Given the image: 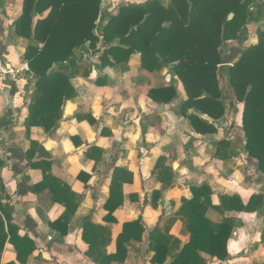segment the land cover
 <instances>
[{
	"label": "crops",
	"instance_id": "0c3cea01",
	"mask_svg": "<svg viewBox=\"0 0 264 264\" xmlns=\"http://www.w3.org/2000/svg\"><path fill=\"white\" fill-rule=\"evenodd\" d=\"M21 2L0 0V52L4 61L19 70L8 79L6 92L0 94V181L4 188L0 198L4 208L11 211L19 235L27 236L35 244V252L26 264H153L154 253L148 247L154 229L159 230L168 247V264L190 236L179 213L182 200L192 199L191 188L201 186H208L211 191L206 218L214 224L230 218L233 230L227 243V260L221 262L204 253L200 256L208 264H264V205L252 213L213 209L220 206L224 196H236L244 205L253 195L264 196V175L258 182H249L250 175L243 176L244 169L250 167L255 175L259 173L255 162L239 148L243 143L241 127H237L241 124L242 105L235 111V105L224 93L222 102L228 103H224L225 115L218 121L189 109L186 115H197L213 123L216 129L214 134L199 135L180 113L186 95L171 66L148 73L141 68L140 55L135 54L125 67L96 69L100 65L99 54L80 48L73 53L80 63V74L70 80L77 96L65 103L58 128L51 134L39 127L27 132L24 120L35 80L29 71H20L28 41L13 33L12 24L20 14ZM249 40L248 45L252 46L258 38L253 36ZM232 43L236 44L231 41L223 45L224 55L229 54L228 45ZM226 62L229 61L224 59L218 71L223 82V68L232 65ZM169 85L176 87L179 96L171 105L155 104L145 96L146 89ZM147 116L160 118V130L151 129L143 136L140 122ZM92 119L94 123L90 122ZM236 132L237 138L231 139ZM223 140L228 141V149L217 145ZM93 146L100 152L92 150ZM222 148L227 159L220 157ZM29 150L34 152L30 161L26 155ZM114 151H118L117 156H112ZM159 159L174 178L170 187L156 180L161 172V168L155 169ZM31 163L36 164L35 169L30 167ZM116 167L130 172L133 180L122 187V205L112 215L116 222L108 223L103 205ZM80 172L89 175L86 188L77 179ZM44 176L63 182L79 196V206L65 236L49 226L63 214L64 208L52 200L48 188L35 190ZM139 217L145 229L141 241L129 242L123 262L108 263V256L116 252V238L123 224ZM85 221L105 229L104 240L109 237V243L98 247L91 256L81 236ZM15 260V251L7 244L1 262Z\"/></svg>",
	"mask_w": 264,
	"mask_h": 264
},
{
	"label": "trees",
	"instance_id": "16d2710c",
	"mask_svg": "<svg viewBox=\"0 0 264 264\" xmlns=\"http://www.w3.org/2000/svg\"><path fill=\"white\" fill-rule=\"evenodd\" d=\"M100 4V0H22L20 14L12 27L15 36L28 41L23 60L35 80L24 120L26 131L39 127L51 134L58 128L65 103L77 96L70 84V80L80 74V63L73 56L74 50L86 48L99 54L100 65L96 69L125 67L135 54L140 55L141 68L148 73L171 66L186 95L180 113L185 115L195 133L202 136L216 133L213 123L194 114L186 115V112L194 109L212 121L224 117L222 101L225 97L218 75L224 61L222 47L231 41H241L246 26L263 17L264 0H147L139 5L121 6L115 15L108 17L101 33L96 30L101 16ZM250 8L255 10L250 11ZM256 34L257 43L240 50L237 58L229 59L226 63L232 62V65L223 68V72L231 96L242 105L244 150L255 162L256 171L264 175V27ZM99 43L103 45L102 51L97 48ZM145 96L161 105H171L179 99L174 85L146 89ZM90 122L94 123V120ZM159 125L160 118L143 117L141 134L145 136L151 129L158 130ZM217 145L229 147L224 140ZM91 149L100 152L94 146ZM225 153L223 149L221 159H227ZM26 155L30 161L34 152L29 150ZM160 160L155 165V169L161 168L156 180L170 187L174 178ZM30 167L35 169L36 164L31 163ZM77 179L87 187L89 175L80 172ZM132 180V174L127 170L118 167L112 170L109 195L103 205L107 212L106 222H116L112 215L122 205V187L131 184ZM44 188H48L52 200L64 208L63 214L49 226L65 236L79 206V196L51 176H44L35 190ZM0 191L4 192L1 181ZM191 192L192 199H183L179 210L189 240L168 264H208L201 253L223 262L228 258L227 243L233 221L224 218L221 223L214 224L206 218L211 196L208 186L192 187ZM1 199L0 264H3L7 244L15 251V261L26 264L35 252V244L27 236L19 235V227L13 223L11 211L4 208ZM263 205L262 194L251 196L246 205L236 196H224L220 206H213V209L252 213ZM141 221L139 217L123 224L116 238V252L108 256V263L123 262L129 242L141 241L145 232ZM81 230L82 239L89 246V256L109 243L108 236L103 239L105 229L89 221L82 223ZM148 248L154 253L153 264H165L168 247L158 229L150 232Z\"/></svg>",
	"mask_w": 264,
	"mask_h": 264
},
{
	"label": "rangeland",
	"instance_id": "374dc122",
	"mask_svg": "<svg viewBox=\"0 0 264 264\" xmlns=\"http://www.w3.org/2000/svg\"><path fill=\"white\" fill-rule=\"evenodd\" d=\"M147 0H121V1H116V0H100L101 4H100V19L97 21V31L101 33L102 29L104 28V26L107 24L108 22V17L109 16H113L115 15L119 8L123 5H139V4H143L144 2H146ZM262 2V0H260ZM255 10V9H254ZM247 26H249V29H247ZM246 26V29L244 30V36L242 37V40L241 41H233V42H236V44L238 45V47H235L237 46L235 43H232V44H229L228 46H231V49L230 51L228 52L229 54L228 55H224L225 54V51L223 50L222 52V56L225 60H229V59H235L237 58V55H239V52L240 50H243L245 49L247 46H249V39H251V37L254 36V38L257 39V35H256V32L258 30H261V28L264 27V15L261 19L257 20V22L255 21H252V23H249L248 25ZM250 27H251V31H250ZM252 32V33H251ZM253 35V36H252ZM101 40V39H100ZM98 50L99 51H102L103 50V45L102 43H99L98 44ZM223 49V47H222ZM226 49H227V46H226ZM239 49V51L237 50ZM233 52H232V51ZM227 53V52H226ZM96 60V58H95ZM86 65V64H85ZM82 71V70H81ZM219 75V74H218ZM220 76H219V80H220ZM224 79V78H222ZM220 87L222 88L223 90V93H226L228 94V100H230L231 104L232 105H235V111L237 110L238 107V103H236L233 99V96H231V92L230 90L227 88V85H226V82L223 80H220ZM225 96V95H224ZM228 103L227 100H224L223 102V105ZM229 105V104H228ZM241 127V124L238 125L237 127ZM234 131H236V129H234ZM242 131V130H241ZM243 133V132H242ZM206 136V135H205ZM238 136L237 132L235 134V136L231 139H236ZM242 137H243V134H242ZM228 142V141H227ZM244 144V143H243ZM223 147V146H222ZM117 150V149H115ZM217 150L219 151V147L217 146ZM223 150V148H222ZM247 154V153H246ZM118 155V151H114V153L112 154V156H117ZM248 157V156H247ZM253 161V160H252ZM254 162V161H253ZM253 169L250 167V168H245L244 169V172H243V176H249V178H251L250 180H248L249 182L252 180L253 182H258V178H260V176L262 174H256L253 173ZM263 176V175H262ZM245 182V181H244ZM253 184V183H252ZM254 189L257 190V188L255 186H253Z\"/></svg>",
	"mask_w": 264,
	"mask_h": 264
},
{
	"label": "built area",
	"instance_id": "2783aa9c",
	"mask_svg": "<svg viewBox=\"0 0 264 264\" xmlns=\"http://www.w3.org/2000/svg\"><path fill=\"white\" fill-rule=\"evenodd\" d=\"M250 11H254V8H250ZM88 45V44H87ZM25 62V61H24ZM20 71H29L27 63L25 62ZM19 70H16L10 64L3 59V55L0 52V94L6 92L7 81L10 77H14Z\"/></svg>",
	"mask_w": 264,
	"mask_h": 264
},
{
	"label": "water",
	"instance_id": "95a60500",
	"mask_svg": "<svg viewBox=\"0 0 264 264\" xmlns=\"http://www.w3.org/2000/svg\"><path fill=\"white\" fill-rule=\"evenodd\" d=\"M239 148H240V149H244V144H243V143L240 144Z\"/></svg>",
	"mask_w": 264,
	"mask_h": 264
}]
</instances>
